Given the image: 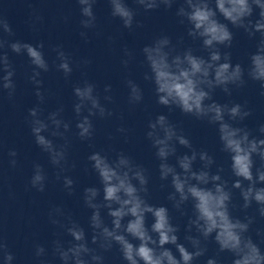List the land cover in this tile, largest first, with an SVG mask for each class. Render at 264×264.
Instances as JSON below:
<instances>
[{
    "label": "clouds",
    "instance_id": "clouds-1",
    "mask_svg": "<svg viewBox=\"0 0 264 264\" xmlns=\"http://www.w3.org/2000/svg\"><path fill=\"white\" fill-rule=\"evenodd\" d=\"M134 2L145 11H150L159 8L160 5L171 9L176 0ZM77 3L84 17L80 21L81 26L85 29L94 28L96 16L93 6L96 0H77ZM108 3L112 17L119 18L125 28L131 29L135 17L134 10L128 7L125 0H108ZM176 15L181 18L180 23L186 22L189 26L188 36L202 42L208 57L194 55L191 48L182 54L172 55L170 38L162 36L152 45L142 49L150 70V74L145 73L144 79L154 84L159 105L170 110L173 107L179 108L186 115L198 120L206 119L209 124L218 126L221 150L229 154L231 172L237 178L231 188L240 190L243 209L250 208L255 202L259 206L257 209L259 215L264 217V186L257 187L264 185V138H256L247 128L235 127L229 122L243 121L251 115L249 110H245L239 103L231 106L219 104L213 100L212 95L217 88L230 96L232 89L229 85L243 87L246 84L245 71L250 80L259 82L261 95H264V0H183ZM218 17H223L227 23L221 22ZM229 24L233 28L243 29L249 37L260 34L256 51L249 57L250 64L247 70L239 63L233 65L229 52H221L220 46L224 48L232 46L234 36ZM0 29L9 36L13 35L6 19L0 18ZM80 35L87 38L86 32H81ZM5 47L17 55L25 54L29 58L31 65L34 66L29 79L36 86V97L43 103L44 94L40 91L43 81L38 77L41 71H49V64L42 51L43 42L33 45L0 39V49ZM53 51L56 52L59 61L56 64L57 70L62 71L65 78L69 77L73 71L70 56L65 53L62 46L55 47ZM125 54L131 56L127 49ZM84 63L88 64L90 61L85 60ZM122 63L127 67L129 61L123 60ZM0 72L3 73L0 76V88L7 90L9 98H12L16 90L13 81L15 69L6 52H0ZM127 86L130 90L129 103L139 104L143 100L141 88L132 80L127 81ZM104 91L110 92L111 85H106ZM73 94L77 98L73 106L78 118L76 135L81 140H91L94 125L90 118L110 117L113 113L101 103L96 86L87 80L82 85L74 86ZM104 100L111 102L112 97L105 95ZM85 110L87 115H82ZM62 112L61 106L50 112L46 119H42V109L39 106L33 107L29 109L31 119L28 121L35 143L43 152L48 153L51 164L59 168L60 172L66 170L69 142L65 133L70 130V124L61 118ZM148 128L146 136L151 140L152 146L156 149L155 155L160 161V179L171 178L173 191L169 193L168 200L173 202V207L178 211L182 210V205L188 201L192 202L193 217L189 218L186 231L191 233L194 228L198 235L188 234L184 239L194 250L189 251L185 244L179 242L177 235L179 228L171 222L169 209L148 202L146 194L149 181L146 170L135 164L123 152L118 153L115 159H110L100 152H93L88 156L92 169L99 177L103 192L102 202H97L101 189L96 187L84 189V203L93 210L90 216V227L93 230L91 243L104 251L118 245L126 264H193V261L207 251L206 247L202 246V240L207 241L212 237L220 252L227 251L233 255V264H264V253L250 236L245 235L254 218L246 216L241 220L231 215L232 192L228 187V181L220 174L223 168H218L212 173L210 169L215 163L214 158L206 151L197 152L191 141L178 132L176 126L170 123L165 115H158L154 121H150ZM118 131L124 132L125 129L120 128ZM258 131L264 136V124L259 126ZM43 133L59 137L64 143L57 145ZM176 144L189 149L191 154L176 156ZM8 155L13 157L10 165L15 167L17 152L10 150ZM172 156H176L175 165L168 163ZM254 156L259 158V167H255ZM197 158L202 162V167L194 170L193 164ZM33 169L30 186L38 192H44L47 179L44 168L36 163ZM60 172L57 173L58 180ZM63 183L71 195L73 179L65 176ZM101 209H107L111 227L105 224ZM53 213L63 215L62 209L56 207L49 213L51 223L59 224V220L52 219ZM148 215L153 219L150 227L146 224ZM61 227L72 237L67 248L60 240L53 242V252L62 264H103L104 257L97 254L95 248L89 247L84 228L71 220L68 225L61 224ZM167 245L174 246L179 257L174 255ZM45 255V247L37 244L35 257ZM0 259L3 260V264H12L15 259L2 238ZM39 264H45V261L40 260ZM206 264H217V260L209 258Z\"/></svg>",
    "mask_w": 264,
    "mask_h": 264
}]
</instances>
